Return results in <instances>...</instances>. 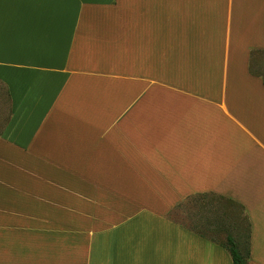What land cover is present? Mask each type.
Listing matches in <instances>:
<instances>
[{"label":"crops","instance_id":"obj_1","mask_svg":"<svg viewBox=\"0 0 264 264\" xmlns=\"http://www.w3.org/2000/svg\"><path fill=\"white\" fill-rule=\"evenodd\" d=\"M255 56L264 0H0V264H264Z\"/></svg>","mask_w":264,"mask_h":264},{"label":"trees","instance_id":"obj_2","mask_svg":"<svg viewBox=\"0 0 264 264\" xmlns=\"http://www.w3.org/2000/svg\"><path fill=\"white\" fill-rule=\"evenodd\" d=\"M189 200L192 202H197L200 205V207L203 206L205 207L206 205L215 206L212 209L208 208V211H212L214 209L217 213H219L218 214L219 223L221 222L222 217L227 216L226 212L224 211L225 206L235 205L232 201L225 199L224 197L215 196L212 194L196 195L191 197ZM215 204H217V206ZM239 224L240 222L237 218L234 217L230 219V227L232 230L226 232L223 241L220 242L219 244L227 249L232 264H248L249 227L246 225L245 235L242 236ZM233 233L235 234L233 235Z\"/></svg>","mask_w":264,"mask_h":264},{"label":"rangeland","instance_id":"obj_3","mask_svg":"<svg viewBox=\"0 0 264 264\" xmlns=\"http://www.w3.org/2000/svg\"><path fill=\"white\" fill-rule=\"evenodd\" d=\"M258 56H255V62L259 61V64H257V68L261 74L263 75L264 78V62L262 61V63L260 62V60L264 59L263 57L257 58ZM259 59V60H258ZM256 64V63H255ZM255 64H253L255 66ZM5 103H6V97L4 96V94L2 93V91L0 90V115H6L7 114V108L5 107ZM240 209H231V212H233L234 214L238 215L239 219H242L243 217V213L242 211H239ZM168 216L177 221L180 222L182 225L184 226H189V227H193L198 229L201 232H205V217H206V212L205 210H200L195 206H191L190 204H188L187 202L185 204H183L182 207H180L179 209L175 210V211H170L168 213ZM243 220V219H242ZM225 229H231L230 224L226 223L224 226ZM241 229V230H240ZM239 230L241 231V235L244 236L245 235V229H246V225H244V223H242V228H240ZM231 231V230H230ZM235 233H233L234 235ZM209 236H213L214 238H217L219 240H222L224 237V233H218L216 235L213 234H208Z\"/></svg>","mask_w":264,"mask_h":264}]
</instances>
